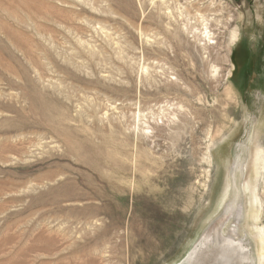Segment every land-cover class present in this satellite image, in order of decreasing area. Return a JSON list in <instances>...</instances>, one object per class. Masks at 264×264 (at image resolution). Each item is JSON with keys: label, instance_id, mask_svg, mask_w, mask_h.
<instances>
[{"label": "rangeland", "instance_id": "1", "mask_svg": "<svg viewBox=\"0 0 264 264\" xmlns=\"http://www.w3.org/2000/svg\"><path fill=\"white\" fill-rule=\"evenodd\" d=\"M260 235L264 0H0V264H206L227 239L264 264Z\"/></svg>", "mask_w": 264, "mask_h": 264}, {"label": "bare ground", "instance_id": "2", "mask_svg": "<svg viewBox=\"0 0 264 264\" xmlns=\"http://www.w3.org/2000/svg\"><path fill=\"white\" fill-rule=\"evenodd\" d=\"M194 5V4H193ZM126 10V9H125ZM234 37H236V35H234ZM229 113V112H228ZM24 138H22L23 140ZM26 141V140H24ZM23 142V141H22ZM15 144V143H14ZM15 146V145H14ZM8 147V146H7ZM10 149V148H9ZM252 154V160L254 161V163L257 165H259L260 161L263 158L262 155V150L260 148H255L253 149V151L251 152ZM253 165V164H252ZM83 195V194H82ZM246 213V212H245ZM250 213V212H249ZM247 213V214H249ZM249 217V215H248ZM230 234V233H229ZM233 234V233H232ZM231 234V235H232ZM235 234V233H234ZM259 235V234H258ZM234 237V236H233ZM257 237V236H256ZM255 237V238H256ZM235 238V237H234ZM228 241L226 242V244L224 245V248L222 250V252L220 253H213L211 254V261L207 262L206 264H231L232 261L237 258L240 260H245L247 258L248 255H250V252L254 251V247L252 248V245H250L249 249L247 251H244L241 254H236L235 253V248H234V244L233 241L230 239H227ZM258 241H259V248L256 249V254L257 257L260 260V257L262 256L263 253V246H264V238L263 235H260V237H258ZM209 242V241H208ZM207 243V241L205 243H203V246ZM223 247V246H222ZM207 250V249H206ZM255 254V255H256ZM200 258V257H199ZM252 258V257H251ZM250 259V258H249ZM248 260V259H247ZM246 262V261H245ZM244 262V263H245ZM248 264V263H247Z\"/></svg>", "mask_w": 264, "mask_h": 264}]
</instances>
